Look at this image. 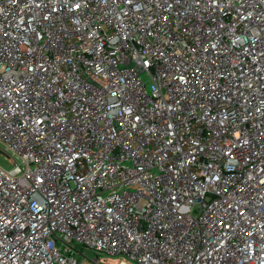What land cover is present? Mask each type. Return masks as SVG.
I'll return each mask as SVG.
<instances>
[{"label":"built area","instance_id":"2783aa9c","mask_svg":"<svg viewBox=\"0 0 264 264\" xmlns=\"http://www.w3.org/2000/svg\"><path fill=\"white\" fill-rule=\"evenodd\" d=\"M0 153V264H264V0H0Z\"/></svg>","mask_w":264,"mask_h":264},{"label":"rangeland","instance_id":"374dc122","mask_svg":"<svg viewBox=\"0 0 264 264\" xmlns=\"http://www.w3.org/2000/svg\"><path fill=\"white\" fill-rule=\"evenodd\" d=\"M0 166H2L5 169H9L12 167L11 161L2 153H0ZM78 247H80L83 251H85L89 257H92L94 255V253L92 251L87 250L84 247H81V244H79ZM116 260H117V257L114 259L110 258V259L106 260V263L107 264H117Z\"/></svg>","mask_w":264,"mask_h":264}]
</instances>
